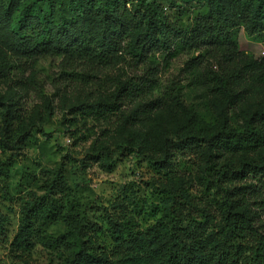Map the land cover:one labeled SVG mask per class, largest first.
Segmentation results:
<instances>
[{"label": "trees", "instance_id": "trees-1", "mask_svg": "<svg viewBox=\"0 0 264 264\" xmlns=\"http://www.w3.org/2000/svg\"><path fill=\"white\" fill-rule=\"evenodd\" d=\"M240 30L264 47V0H0V79L22 60L52 55L61 59L62 73L79 80L73 108L86 117L135 124L181 104L185 123L167 130L158 147L119 146L142 152L169 181L164 185L175 176L177 155L194 154L198 162L195 193L187 181L164 187L160 216L145 230L107 219L109 248L85 238L77 214L63 215L67 183L59 170L24 209L12 246L30 252L38 219L67 216L71 227L47 239L63 254L57 264H264V106L251 107L236 125L225 117L205 125L194 101L183 105L202 89L199 95L209 91L230 109L245 95L242 82L264 84V56L237 54ZM183 53L189 54L181 69L186 82L162 83L163 69ZM120 63L140 71L118 76L102 97L101 71ZM20 118L17 107L0 99V141L9 149L28 139L17 129Z\"/></svg>", "mask_w": 264, "mask_h": 264}, {"label": "rangeland", "instance_id": "rangeland-1", "mask_svg": "<svg viewBox=\"0 0 264 264\" xmlns=\"http://www.w3.org/2000/svg\"><path fill=\"white\" fill-rule=\"evenodd\" d=\"M166 11L169 16L177 17L173 9ZM237 44V54L241 56H264L263 45L243 30L238 33ZM4 52L0 47V57ZM188 57L189 54L183 53L173 59L163 69L161 82L172 78L182 84L186 82L181 69ZM209 64L216 68L214 61ZM139 71L138 67H129L126 63L102 70L99 77L104 82L102 97L113 91L118 76L125 78ZM73 79L62 73L61 59L52 55L22 60L7 79H0V99L18 108L21 118L17 129L28 133V139L17 149H9L0 141L3 227L0 229V264H22L25 260L29 264H57L61 261L63 254L51 247L47 239L71 227L67 216L44 223L38 219L30 252L22 255L11 244L24 209L32 198L44 194L45 181L51 180L59 170H63L67 183L61 195L65 204L63 215L77 214L83 221L85 238L105 248L113 244L107 219L134 232L143 231L160 216L164 187L188 186L187 181L193 187L191 191L195 193L197 188L194 178L198 162L194 154L177 155L178 162L173 165L175 176L170 184L164 185L169 181L142 152H129L119 146L127 141L133 145L158 147L167 130L185 123L181 104L163 106L147 120L135 124L120 123L114 116L97 120L73 108L77 104L74 88L79 83ZM241 89L244 97L230 109L226 108V99L209 91L199 95L202 89L196 96L185 97L183 105L194 101L196 108L206 116L205 125L220 122L224 117L236 125L251 107L264 106V84L258 86L244 81ZM132 106H125L124 111ZM104 151L106 158H103Z\"/></svg>", "mask_w": 264, "mask_h": 264}]
</instances>
